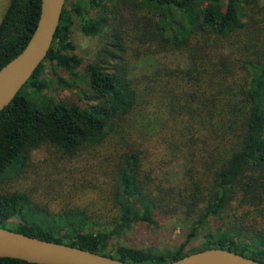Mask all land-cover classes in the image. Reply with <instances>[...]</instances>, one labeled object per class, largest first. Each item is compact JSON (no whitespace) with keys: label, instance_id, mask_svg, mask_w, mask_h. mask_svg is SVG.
I'll use <instances>...</instances> for the list:
<instances>
[{"label":"trees","instance_id":"1","mask_svg":"<svg viewBox=\"0 0 264 264\" xmlns=\"http://www.w3.org/2000/svg\"><path fill=\"white\" fill-rule=\"evenodd\" d=\"M40 5L9 0L0 68L27 45ZM75 24L102 42L82 72ZM160 55L175 60L132 74V60ZM71 89L82 104L59 93ZM41 149L53 171L21 184ZM176 162L178 179L157 175ZM166 218L185 227L169 249L110 243ZM6 222L129 264L211 248L264 264V0H65L47 56L0 111V228Z\"/></svg>","mask_w":264,"mask_h":264},{"label":"water","instance_id":"2","mask_svg":"<svg viewBox=\"0 0 264 264\" xmlns=\"http://www.w3.org/2000/svg\"><path fill=\"white\" fill-rule=\"evenodd\" d=\"M65 0H41L36 27L25 48L0 68V111L13 100L47 56ZM0 258L34 264H129L97 253L32 238L0 228ZM164 264H259L240 254L206 249Z\"/></svg>","mask_w":264,"mask_h":264},{"label":"rangeland","instance_id":"3","mask_svg":"<svg viewBox=\"0 0 264 264\" xmlns=\"http://www.w3.org/2000/svg\"><path fill=\"white\" fill-rule=\"evenodd\" d=\"M140 1V0H138ZM9 0H0V20L1 17L8 5ZM72 42L75 44L76 49L74 53L83 59L82 66L79 68V71L82 72L83 66L92 60H94L97 56V51L101 49L102 42L101 39L98 37L90 38L85 37L81 34L78 29L77 24L72 27L71 33ZM175 60V57H171L170 55H160V56H146L140 57L139 60L134 59L131 61V72L134 75H138L140 73H145L150 71L157 63L168 62L170 60ZM59 76L68 80L69 77L67 73L62 70L57 69L55 71ZM53 78V72L51 68L46 65V79ZM70 81V80H69ZM52 93V91H51ZM66 96L72 97L74 100L77 99V93L75 90H63L59 92ZM78 103L82 104L78 100ZM102 147H96V157L102 158ZM103 153V152H102ZM49 157V153L44 150H38L32 154V159L29 162L27 173L24 177H21L19 181L21 184L27 185L31 178H33L36 174H40L45 176L47 171H53L52 167L44 163V158ZM55 172V171H54ZM181 174V167L179 166V162L174 163L172 166L166 167L159 172L157 175L160 177H167L169 180L173 179L176 180L180 177ZM20 184V185H21ZM47 198H44L46 201ZM51 211L56 210V206H50ZM7 230L11 229L12 226L8 222L4 223L3 225ZM206 232H215L216 228L215 225L212 224L207 228ZM185 227L182 224L176 223L173 219H163L159 220L158 227L156 229H148L143 226H134L132 229L128 230L124 233L120 238L112 239L110 242L111 244H123L127 246H132L136 248H156L159 250L169 249L177 242L181 241L183 231ZM202 242L201 237H196L193 239L191 244L189 245L190 248L200 246ZM250 250H260L256 249L255 246H251ZM247 254V253H246Z\"/></svg>","mask_w":264,"mask_h":264}]
</instances>
